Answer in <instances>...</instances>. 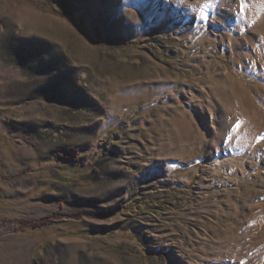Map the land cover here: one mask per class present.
<instances>
[{
    "label": "rangeland",
    "instance_id": "rangeland-1",
    "mask_svg": "<svg viewBox=\"0 0 264 264\" xmlns=\"http://www.w3.org/2000/svg\"><path fill=\"white\" fill-rule=\"evenodd\" d=\"M0 264H264V0H0Z\"/></svg>",
    "mask_w": 264,
    "mask_h": 264
},
{
    "label": "bare ground",
    "instance_id": "bare-ground-1",
    "mask_svg": "<svg viewBox=\"0 0 264 264\" xmlns=\"http://www.w3.org/2000/svg\"><path fill=\"white\" fill-rule=\"evenodd\" d=\"M233 164H234V162H233ZM213 166H215V167H217V168H220V167H222V166H225V165H227V162H216V163H213L212 164ZM237 165H241V166H243V164H240V163H238V162H235V166H237ZM240 166V167H241Z\"/></svg>",
    "mask_w": 264,
    "mask_h": 264
},
{
    "label": "snow or ice",
    "instance_id": "snow-or-ice-1",
    "mask_svg": "<svg viewBox=\"0 0 264 264\" xmlns=\"http://www.w3.org/2000/svg\"><path fill=\"white\" fill-rule=\"evenodd\" d=\"M241 10H243V4H241ZM204 19H208V17H204Z\"/></svg>",
    "mask_w": 264,
    "mask_h": 264
}]
</instances>
